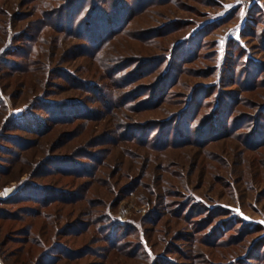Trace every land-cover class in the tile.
Wrapping results in <instances>:
<instances>
[{
	"label": "rangeland",
	"instance_id": "obj_1",
	"mask_svg": "<svg viewBox=\"0 0 264 264\" xmlns=\"http://www.w3.org/2000/svg\"><path fill=\"white\" fill-rule=\"evenodd\" d=\"M0 264H264V0H0Z\"/></svg>",
	"mask_w": 264,
	"mask_h": 264
},
{
	"label": "bare ground",
	"instance_id": "obj_2",
	"mask_svg": "<svg viewBox=\"0 0 264 264\" xmlns=\"http://www.w3.org/2000/svg\"><path fill=\"white\" fill-rule=\"evenodd\" d=\"M7 192L10 194V193H11V189H10V188H8V189H7Z\"/></svg>",
	"mask_w": 264,
	"mask_h": 264
},
{
	"label": "trees",
	"instance_id": "obj_3",
	"mask_svg": "<svg viewBox=\"0 0 264 264\" xmlns=\"http://www.w3.org/2000/svg\"><path fill=\"white\" fill-rule=\"evenodd\" d=\"M89 20V19H88ZM102 21V20H101ZM103 24V22H101ZM100 22H97V25L99 26L101 24Z\"/></svg>",
	"mask_w": 264,
	"mask_h": 264
}]
</instances>
